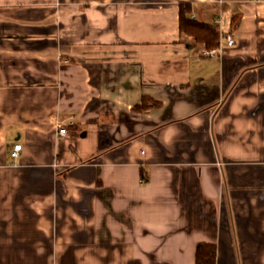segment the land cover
I'll use <instances>...</instances> for the list:
<instances>
[{
	"label": "crops",
	"instance_id": "1",
	"mask_svg": "<svg viewBox=\"0 0 264 264\" xmlns=\"http://www.w3.org/2000/svg\"><path fill=\"white\" fill-rule=\"evenodd\" d=\"M187 4L218 47L181 31ZM201 243L264 264V0H0V264Z\"/></svg>",
	"mask_w": 264,
	"mask_h": 264
},
{
	"label": "trees",
	"instance_id": "2",
	"mask_svg": "<svg viewBox=\"0 0 264 264\" xmlns=\"http://www.w3.org/2000/svg\"><path fill=\"white\" fill-rule=\"evenodd\" d=\"M190 5H182L180 11V29L183 33L192 35L197 41L204 44L207 49H214L219 46L220 32L217 26L196 21L191 18ZM144 99L142 105L136 106L135 110L143 111L150 104ZM217 249L214 244L201 243L198 245L196 262L197 264H216Z\"/></svg>",
	"mask_w": 264,
	"mask_h": 264
},
{
	"label": "built area",
	"instance_id": "3",
	"mask_svg": "<svg viewBox=\"0 0 264 264\" xmlns=\"http://www.w3.org/2000/svg\"><path fill=\"white\" fill-rule=\"evenodd\" d=\"M253 1L259 2L260 0H253ZM226 40H227V45L229 47H233L234 46L233 38L228 36L226 38ZM218 52H221V51L217 48L215 50L206 51L205 54L208 55V56H211V57H215ZM75 119H76L75 116H71L69 118V122H65V123L63 122L61 124V126L59 127V135L66 136L68 134V132H69V128L73 125L72 121L75 120ZM21 149H22V145L21 144H15L14 149L11 151V157L13 159H15V160L18 159L20 157Z\"/></svg>",
	"mask_w": 264,
	"mask_h": 264
}]
</instances>
